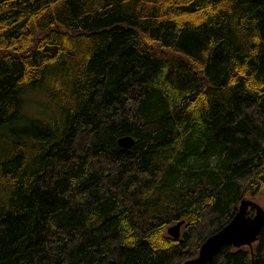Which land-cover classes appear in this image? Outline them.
Returning <instances> with one entry per match:
<instances>
[{
	"label": "trees",
	"instance_id": "16d2710c",
	"mask_svg": "<svg viewBox=\"0 0 264 264\" xmlns=\"http://www.w3.org/2000/svg\"><path fill=\"white\" fill-rule=\"evenodd\" d=\"M258 194L264 0H0V264H179Z\"/></svg>",
	"mask_w": 264,
	"mask_h": 264
},
{
	"label": "water",
	"instance_id": "95a60500",
	"mask_svg": "<svg viewBox=\"0 0 264 264\" xmlns=\"http://www.w3.org/2000/svg\"><path fill=\"white\" fill-rule=\"evenodd\" d=\"M249 1L255 0H236V3L242 4ZM117 143L122 147H130L134 143V138L130 134L121 135L117 138ZM250 209L252 212L249 211ZM182 224L183 219L170 224L167 227V233L175 238L180 237ZM263 225L264 206L253 196H243L231 218L201 242L195 255L185 258L179 264H208L225 244L233 247L245 245L252 251Z\"/></svg>",
	"mask_w": 264,
	"mask_h": 264
},
{
	"label": "rangeland",
	"instance_id": "374dc122",
	"mask_svg": "<svg viewBox=\"0 0 264 264\" xmlns=\"http://www.w3.org/2000/svg\"><path fill=\"white\" fill-rule=\"evenodd\" d=\"M46 100V101H45ZM39 101H41L42 104L34 107V108H29L30 112L34 115H43L45 116H55L57 118L59 109L57 106L51 101V108L46 105L45 103L48 102L46 98H40ZM51 120V118H49ZM246 196H251V195H246ZM254 199H256L260 204L264 206V195L258 194L253 196ZM245 246V245H243ZM248 247V246H247ZM254 247V246H253Z\"/></svg>",
	"mask_w": 264,
	"mask_h": 264
},
{
	"label": "flooded vegetation",
	"instance_id": "af4514ba",
	"mask_svg": "<svg viewBox=\"0 0 264 264\" xmlns=\"http://www.w3.org/2000/svg\"><path fill=\"white\" fill-rule=\"evenodd\" d=\"M249 211H250V212H252V210H251V209H250Z\"/></svg>",
	"mask_w": 264,
	"mask_h": 264
}]
</instances>
